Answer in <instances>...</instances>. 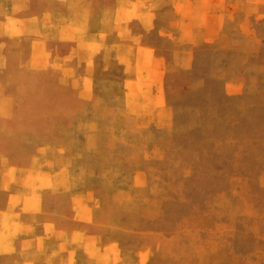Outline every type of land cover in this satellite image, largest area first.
I'll list each match as a JSON object with an SVG mask.
<instances>
[{
  "label": "rangeland",
  "instance_id": "obj_1",
  "mask_svg": "<svg viewBox=\"0 0 264 264\" xmlns=\"http://www.w3.org/2000/svg\"><path fill=\"white\" fill-rule=\"evenodd\" d=\"M0 264H264V0H0Z\"/></svg>",
  "mask_w": 264,
  "mask_h": 264
}]
</instances>
